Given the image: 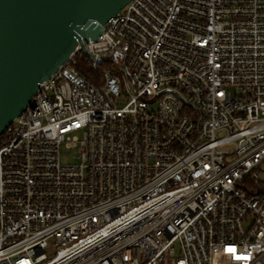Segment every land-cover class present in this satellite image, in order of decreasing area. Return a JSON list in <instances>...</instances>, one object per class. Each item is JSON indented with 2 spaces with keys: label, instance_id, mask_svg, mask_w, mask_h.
<instances>
[{
  "label": "built area",
  "instance_id": "built-area-1",
  "mask_svg": "<svg viewBox=\"0 0 264 264\" xmlns=\"http://www.w3.org/2000/svg\"><path fill=\"white\" fill-rule=\"evenodd\" d=\"M86 47L102 80L0 136V264H264V0H130Z\"/></svg>",
  "mask_w": 264,
  "mask_h": 264
},
{
  "label": "water",
  "instance_id": "water-1",
  "mask_svg": "<svg viewBox=\"0 0 264 264\" xmlns=\"http://www.w3.org/2000/svg\"><path fill=\"white\" fill-rule=\"evenodd\" d=\"M129 1L0 0V136L79 45L93 59L86 42Z\"/></svg>",
  "mask_w": 264,
  "mask_h": 264
},
{
  "label": "trees",
  "instance_id": "trees-1",
  "mask_svg": "<svg viewBox=\"0 0 264 264\" xmlns=\"http://www.w3.org/2000/svg\"><path fill=\"white\" fill-rule=\"evenodd\" d=\"M74 66L80 73L91 81L99 83L102 80L103 73L100 69L95 70L91 66V60L85 53L76 52L72 61L69 62ZM99 68L103 67H114L116 66V58L107 55L99 63Z\"/></svg>",
  "mask_w": 264,
  "mask_h": 264
},
{
  "label": "rangeland",
  "instance_id": "rangeland-1",
  "mask_svg": "<svg viewBox=\"0 0 264 264\" xmlns=\"http://www.w3.org/2000/svg\"><path fill=\"white\" fill-rule=\"evenodd\" d=\"M77 153H74L71 148L63 146L61 149V160L63 163H78V158L76 157ZM49 254L53 253V250L48 251Z\"/></svg>",
  "mask_w": 264,
  "mask_h": 264
}]
</instances>
